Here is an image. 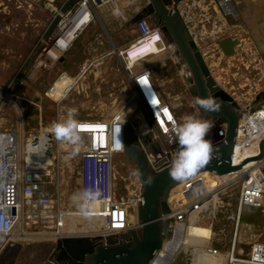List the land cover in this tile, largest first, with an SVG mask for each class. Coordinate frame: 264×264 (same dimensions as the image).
Instances as JSON below:
<instances>
[{
  "label": "built area",
  "instance_id": "built-area-1",
  "mask_svg": "<svg viewBox=\"0 0 264 264\" xmlns=\"http://www.w3.org/2000/svg\"><path fill=\"white\" fill-rule=\"evenodd\" d=\"M133 1L126 0L123 6H119L117 0H60L58 3L45 0L49 21L44 31L28 53L19 57V66L14 74L0 86V114L6 106L19 117L14 127L3 126L0 117V257L15 240L54 242L63 238H97L96 242L103 243L106 236H118L136 226L135 208L141 201L139 183L135 179L125 185L126 195H116L115 190V158L122 153L123 126L128 122L124 113L116 110L105 120H77L81 140L79 150L73 154L76 145L53 138L51 130L42 125L40 105L24 92L25 86L30 89L46 71L63 59L87 28L99 22L98 9L101 6L109 4L114 18L128 22L131 16L125 13L124 8ZM238 3L236 0H209L208 5L214 7L220 18H234V6ZM178 6L180 16L186 10L184 6ZM133 12L141 11L135 9ZM207 18L215 33L209 31V35L199 36L203 31L197 30L191 20L184 22L186 31L215 81V78H235V72L225 73L222 68H233L239 59H230L229 64L220 65V50L215 42L219 38L213 37L220 34L221 29L215 27L217 21L214 16ZM133 26L135 38L124 49H113L112 52H118L122 70L131 86V96L139 103L145 124L150 126V134L141 147L151 171L159 172L173 162L181 150L175 135L178 120L152 82L151 68H136L147 56L166 54L179 66L178 74L187 86L190 74L185 65L179 64L174 46L164 40L156 26L146 18L136 21ZM156 35L158 39H154ZM207 40L210 42L206 43ZM200 41L203 44L200 45ZM142 52L148 55L130 63L132 57ZM64 78L78 77L61 71L43 92L44 97L55 105H59L76 86L75 83L64 93L51 96V87ZM226 81L225 86L221 85L239 104L241 111L230 157L231 165L240 167L223 175L199 172L204 175L194 177L197 173L170 191L166 199L168 212L159 216V220L169 221L168 235L163 237L160 248L148 264H173L181 252L185 264H264V158L244 162L258 154V142L264 137V104L257 111L248 113L249 100H243L230 81ZM22 104L34 111L33 116L32 113L27 114L35 119L28 131H25L21 116ZM91 122L97 126L94 131L88 130ZM210 122L216 128L215 137L210 140L213 145L223 136L225 123ZM119 125L121 132L117 136ZM138 128H132L137 138L141 137ZM33 139H37V145L30 149L34 156L30 160L27 146ZM117 139L122 142L119 149L116 148ZM47 148L50 156L46 153ZM64 169L76 174L71 191L67 183L54 179L55 175L62 177ZM231 189L236 190V196L230 227L226 229L227 226L220 225L213 231L215 213L229 206L224 199ZM244 209L249 210L246 221L243 219ZM189 226L207 230L208 236H196L194 243L184 245L182 238ZM49 264L59 263L51 260Z\"/></svg>",
  "mask_w": 264,
  "mask_h": 264
},
{
  "label": "rangeland",
  "instance_id": "rangeland-1",
  "mask_svg": "<svg viewBox=\"0 0 264 264\" xmlns=\"http://www.w3.org/2000/svg\"><path fill=\"white\" fill-rule=\"evenodd\" d=\"M54 2L58 3L60 0H54ZM44 3L45 0H0V86L14 74L19 66V57L28 53L29 49L44 31L49 21V14L44 8ZM147 21L149 22L148 19ZM121 35H124L123 28L111 30L101 16L99 22L94 27L87 28L78 37L70 51L63 56L60 62H57L55 66L46 71L30 89L25 86L24 92L26 96L41 107V118L44 128L50 131L53 122L64 121L69 109L77 110L76 120H105L116 110H121L132 128L139 127L140 119L138 116L145 122L139 103L131 96V86L122 70L121 58L118 52H112L113 49L122 50L128 45V42H120ZM248 50L243 58L250 62V66L247 68L250 72L247 78H240L244 80L240 90L243 95L245 94L244 98L252 97L256 93L263 91L259 89L256 82L259 84L261 82L264 83V72L260 67L261 64L257 62V56L254 58L252 51L249 52ZM147 55L148 53H143L139 58ZM167 56H164L167 66L164 72H167L166 75L169 74L168 76L173 78H151L155 85L156 81L160 80L168 82L164 83V85L161 83L159 85V88L164 91L163 93L159 92L162 101L170 106L178 120V124L183 122L185 116H192L202 120L188 93V86L185 80L179 76L178 70L176 71L172 60ZM153 57L155 56L143 58L136 69L151 65L152 60H157ZM153 64L157 65V63ZM81 70L84 72H80ZM61 71H65L70 76L78 78L72 79L76 81V86L74 85L73 90L70 91L59 105H55L51 100L44 97L43 92L46 86ZM70 85L71 78H64L56 82L51 87L49 93H53L51 96L59 93L62 94ZM259 86L261 88V85ZM8 108L10 107L5 106L0 114V117L3 119L1 124L6 127H14L19 122V117ZM21 108L23 110L21 116L23 115L22 120L25 124V131H28L32 128L35 120L32 117L34 111L33 108L24 104H22ZM31 113L32 116L27 115ZM24 115H27L26 119ZM90 125L89 131L97 128V126H94L95 123ZM147 130L150 134V126H147ZM215 133L216 128L212 126L205 139L210 141L215 137ZM51 134L54 138L55 135L52 130ZM52 145L54 147L55 142ZM115 172L116 195H126L123 187L136 179V173L133 164L122 153L116 155ZM202 175L204 174L200 176ZM75 177V173L70 174V172L68 173L64 169L62 177L55 175L54 179L57 182L67 183L71 191L72 187L75 186ZM64 190L63 188L62 191L64 192ZM235 193L236 190L231 189L225 195L224 200L227 201L229 206L222 207L215 213L216 220L214 218L213 231H216L221 224L227 226L226 229L230 227L229 219L235 208ZM248 212V209L243 210L244 221L249 218ZM195 230L198 229L191 228L190 240L192 241L197 236ZM206 233H208L207 230H201L198 235H205ZM222 241L227 242L224 239ZM216 246L221 248L218 244ZM52 248V242L48 240H15L2 253L0 263L44 264ZM173 264H185L182 252L179 253Z\"/></svg>",
  "mask_w": 264,
  "mask_h": 264
},
{
  "label": "water",
  "instance_id": "water-1",
  "mask_svg": "<svg viewBox=\"0 0 264 264\" xmlns=\"http://www.w3.org/2000/svg\"><path fill=\"white\" fill-rule=\"evenodd\" d=\"M181 0H146L143 11L134 14L127 22L128 26L146 18L156 26L164 40L174 46L179 64L185 65L190 78L187 89L202 120L224 122L223 136L212 145L208 162L195 173L202 171L223 175L239 169L240 165L230 163L231 149L236 135L237 123L240 117L239 104L210 75L203 58L188 35L180 19L177 5ZM233 42L222 40L218 46L225 55L231 53ZM177 70L178 65H175ZM214 97L220 105L218 111L208 112L198 107L194 98ZM264 104V91L256 93L248 104V113L257 111ZM49 137V136H48ZM37 139L27 146L28 158L36 147ZM258 154L246 159L258 161L264 158V137L257 145ZM47 155L50 150L47 148ZM123 156L129 160L135 169L136 179L141 187V201L135 208L136 226L127 229L121 235H111L104 238L103 243L97 238H63L52 242L51 256L44 264L53 260L59 264H148L161 246L163 237L168 235L169 221L159 220L161 214H166L168 208L166 199L170 191L183 180L171 177L173 162L159 172L151 171L147 164L141 142L128 122L123 126ZM264 173V167L262 169ZM194 174V175H195Z\"/></svg>",
  "mask_w": 264,
  "mask_h": 264
},
{
  "label": "crops",
  "instance_id": "crops-1",
  "mask_svg": "<svg viewBox=\"0 0 264 264\" xmlns=\"http://www.w3.org/2000/svg\"><path fill=\"white\" fill-rule=\"evenodd\" d=\"M125 1L126 0H117V3L119 6H123ZM236 1H238L239 3L236 4V6H234L235 7L234 18H230L227 16L220 18V15L217 13L214 7L211 8L210 5H208L209 0H195V1L181 0L178 4L180 8L184 6L186 10L184 14L180 13V19L183 22L184 27L186 24L184 22H187V20L193 21L196 26V29L197 30L200 29L201 31H203V32H199L198 34L199 36L209 35V31L213 33L216 32L215 29L210 26V22L207 18V17L211 18L213 16L215 17V20L217 21L215 27H217L219 30L221 29L220 30L221 33L213 37V38L216 37L219 38L217 41H215L217 42V45L224 39H228L230 40V42H233L231 46V53L228 55H225L223 50H221L218 46L221 57L220 65L224 66L226 62L229 64L230 59H234V58L239 59V61L236 62L233 68L229 70L222 68L223 72L225 73L235 72L236 75L235 78H215V79L220 85L222 83L224 86L227 84L226 80L228 79L230 81V85H232V87L235 88L236 92H238L236 94H240L239 96L243 100H249L250 102L254 96L251 97L248 95L249 96L248 98H244L245 94L243 95L240 92L244 80H241L240 78H247L250 72V70L247 69L250 66V62L243 58L246 55V51L248 50V48H249L248 50L249 52L252 51V55L254 56V58H256L257 56L256 58L257 62L261 64L260 67L263 69L264 72V0H236ZM145 4H146L145 0H134L127 8H124L125 13H127L132 17V15L135 14L133 11H135V9H138L139 11H143ZM196 6H199V8H197ZM98 16L99 18L102 16V19L105 20L106 25H108L111 30H114L115 28L124 29V35L120 36L121 38L120 42L125 41L129 43L135 38L134 26L133 25L128 26L127 21H123L119 18H114V14L111 11V7L109 4H105L98 9ZM209 42H210L209 40L206 41V43ZM201 44H203V42L200 41V45ZM165 55L166 54L159 55L158 58L157 56L153 57L157 60H152L151 65L143 66L142 68H146V67L151 68L152 78H173L168 76L169 74L166 75L167 72H164L166 71L167 68L165 63L166 59L164 57ZM153 63H157V65ZM172 63L177 71L175 63L174 62ZM211 64H213V62H211ZM138 67L139 64L137 68ZM156 82H155L156 85L154 84L156 89L158 88L157 89L159 90L158 92L163 93L164 91H162L159 88V85L160 83L164 85V83H168V82L166 80L165 81L160 80ZM256 83L259 89L264 91V83L262 82L260 84L258 82ZM259 85H261V88Z\"/></svg>",
  "mask_w": 264,
  "mask_h": 264
},
{
  "label": "clouds",
  "instance_id": "clouds-1",
  "mask_svg": "<svg viewBox=\"0 0 264 264\" xmlns=\"http://www.w3.org/2000/svg\"><path fill=\"white\" fill-rule=\"evenodd\" d=\"M156 36L158 37V35ZM194 102L198 107L208 112L218 111L220 108L219 103L212 96L197 97L194 98ZM76 115V109H69L64 121L53 122L51 125V130L56 140L76 145L73 154L79 150L81 140L77 130L79 122L75 119ZM211 127L212 123L210 121L196 119L192 116H185L183 122L176 125L175 135L181 150L172 164L170 174L173 179L178 181L186 179L194 175L198 169L208 162L212 145L210 141L205 139V136ZM120 132L121 127L119 125L117 136H119ZM121 147L122 142L117 139L116 148L119 149Z\"/></svg>",
  "mask_w": 264,
  "mask_h": 264
},
{
  "label": "bare ground",
  "instance_id": "bare-ground-1",
  "mask_svg": "<svg viewBox=\"0 0 264 264\" xmlns=\"http://www.w3.org/2000/svg\"><path fill=\"white\" fill-rule=\"evenodd\" d=\"M149 46H150V48L152 49V47H153V44L151 43V44H149ZM143 53H147V52H142V53H140V54H138L137 56H134V57H132L131 58V60H130V63H133L135 60H137V58H139ZM161 61V60H160ZM75 80H72L71 79V86L72 85H75ZM57 87V86H56ZM60 87V86H59ZM52 91V90H51ZM57 93V92H56ZM53 94V93H52ZM138 118L140 119V122H139V128L137 129L138 131L137 132H139L138 134L139 135H141V137H139L138 139H139V141L141 142V144L143 145L145 142H146V139L145 138H147L148 137V130H147V126H146V124H145V122L141 119V117L140 116H138ZM59 119V118H58ZM91 123H95V122H91ZM95 126V125H94ZM94 128V127H93ZM94 130H96V128L95 129H93V131ZM144 149H146V146L144 147ZM151 153H153V152H151ZM201 174H204V173H199V174H197V175H195L194 177H199ZM190 179H192V178H190ZM189 179V180H190ZM188 180V181H189ZM183 184H179V185H177L176 186V188H178L179 186H182ZM174 189H175V187H174ZM191 228L192 227H188L185 231H184V237L182 238L183 239V244L184 245H191L192 243H194V241H195V239H193L194 241H192V240H190V233H191ZM204 231V230H203ZM195 232H196V234H197V236H202L203 238H206L207 236H208V233H206L205 235H198V233H200L201 232V230H195ZM261 232H263L262 230H261ZM262 236H264V235H262Z\"/></svg>",
  "mask_w": 264,
  "mask_h": 264
},
{
  "label": "snow or ice",
  "instance_id": "snow-or-ice-1",
  "mask_svg": "<svg viewBox=\"0 0 264 264\" xmlns=\"http://www.w3.org/2000/svg\"><path fill=\"white\" fill-rule=\"evenodd\" d=\"M154 39H158V37H155ZM153 103H155V101H153Z\"/></svg>",
  "mask_w": 264,
  "mask_h": 264
},
{
  "label": "flooded vegetation",
  "instance_id": "flooded-vegetation-1",
  "mask_svg": "<svg viewBox=\"0 0 264 264\" xmlns=\"http://www.w3.org/2000/svg\"><path fill=\"white\" fill-rule=\"evenodd\" d=\"M51 253V252H50ZM48 256H51V254H49Z\"/></svg>",
  "mask_w": 264,
  "mask_h": 264
},
{
  "label": "trees",
  "instance_id": "trees-1",
  "mask_svg": "<svg viewBox=\"0 0 264 264\" xmlns=\"http://www.w3.org/2000/svg\"><path fill=\"white\" fill-rule=\"evenodd\" d=\"M221 225H223V224H221ZM5 249H7V248H5ZM5 249H4V250H5ZM3 252H4V251H3Z\"/></svg>",
  "mask_w": 264,
  "mask_h": 264
}]
</instances>
